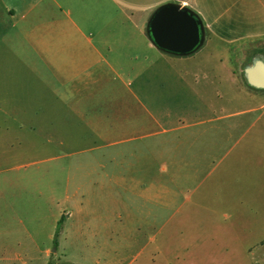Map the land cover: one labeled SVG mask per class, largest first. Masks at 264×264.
Returning <instances> with one entry per match:
<instances>
[{
  "label": "rangeland",
  "instance_id": "obj_1",
  "mask_svg": "<svg viewBox=\"0 0 264 264\" xmlns=\"http://www.w3.org/2000/svg\"><path fill=\"white\" fill-rule=\"evenodd\" d=\"M259 56L241 60L236 75L243 83V97L231 99L240 96L239 91L231 93L227 100L235 103L226 104L228 110L249 108L256 102L264 105V99L246 98V93L254 90L247 84L244 70ZM164 75L169 77V70ZM166 77H154L147 96L158 102L160 111L192 107L195 99H174L176 88ZM182 89L184 97H189V89ZM26 91L17 88L12 95L22 96ZM5 92L0 87V93ZM32 100L0 99V114L9 111L0 115V164H5L0 167V264H264V167L249 158L246 149L241 161L234 162L241 154L240 146L222 166L216 165L201 188L199 169L186 167L170 129L156 141L147 138L139 146L125 147L127 122L114 120V151L86 154L92 145L78 141L79 149L66 152L62 151L59 129L38 128L32 133L12 128L38 126L32 122L37 119L47 123L44 116L37 117L30 109ZM32 106L38 114L44 113L37 103ZM92 106L90 101L81 102L78 110H134L131 99H103L99 110ZM50 110L58 113L53 102ZM142 120L148 126L150 119ZM253 121L239 119L236 129L244 133ZM86 123L105 132L106 120ZM111 159L115 161L113 169L101 165ZM91 160L99 166L82 167V161ZM136 160L138 167L125 166ZM111 170L112 183L101 179L91 183L93 176L106 177ZM16 177H26V183H13L10 188L8 181ZM7 189L9 192L3 193ZM208 191L210 197L199 195ZM61 216L66 217L60 246L55 248L52 238Z\"/></svg>",
  "mask_w": 264,
  "mask_h": 264
},
{
  "label": "crops",
  "instance_id": "obj_2",
  "mask_svg": "<svg viewBox=\"0 0 264 264\" xmlns=\"http://www.w3.org/2000/svg\"><path fill=\"white\" fill-rule=\"evenodd\" d=\"M170 5L188 9L202 23L203 45L189 56H175L156 48L148 35L154 14ZM252 55H264V0H0V87L6 90L0 93V99H33L30 109L37 117L47 119L46 124L37 119L32 122L38 126L13 129L32 133L38 128L59 129L62 151H75L79 149L78 141H84L92 145L86 154L114 151V120L127 122L125 147L139 146L147 138L156 141L170 129L186 167L199 169L201 188L215 166L224 163L240 146L241 154L234 162L241 161L246 149L249 158L264 167V105L256 102L234 111L226 107L235 103L227 100L231 93L239 91L240 96L231 99H242L243 83L236 72L243 57ZM168 70L170 75L166 77ZM154 77L169 78L176 88L174 99H195L190 103L192 107L160 111L158 102L147 96V86ZM16 87L28 91L14 96ZM183 87L189 89L187 98ZM253 90H247L246 98L264 99V90ZM103 99H131L134 110L114 112L109 107L94 114L78 110L81 102L88 101L99 110ZM34 102L44 113L38 114L32 106ZM51 102L58 113L50 110ZM148 118L147 126L142 119ZM244 118L254 121L241 133L236 126ZM98 119L106 120L104 133L86 123ZM138 162L125 166L135 168ZM90 165L98 167L99 163L82 161V167ZM101 165L113 169L115 161L107 160ZM112 175L111 170L106 177L96 175L90 181L112 183ZM76 176L79 177L77 172ZM25 178H11L10 188L13 183L25 184ZM209 194L199 193L202 197ZM65 217L61 216L55 225Z\"/></svg>",
  "mask_w": 264,
  "mask_h": 264
},
{
  "label": "water",
  "instance_id": "obj_3",
  "mask_svg": "<svg viewBox=\"0 0 264 264\" xmlns=\"http://www.w3.org/2000/svg\"><path fill=\"white\" fill-rule=\"evenodd\" d=\"M148 35L156 48L175 56L195 53L204 41L200 20L188 9L176 5L162 7L154 14ZM244 77L251 88L264 90V56L255 58L245 68Z\"/></svg>",
  "mask_w": 264,
  "mask_h": 264
},
{
  "label": "trees",
  "instance_id": "obj_4",
  "mask_svg": "<svg viewBox=\"0 0 264 264\" xmlns=\"http://www.w3.org/2000/svg\"><path fill=\"white\" fill-rule=\"evenodd\" d=\"M64 220L63 218L59 221L58 225H57V229H56V233L54 236V247L58 248L59 247V237L62 233V226H63ZM51 264V263H49Z\"/></svg>",
  "mask_w": 264,
  "mask_h": 264
}]
</instances>
